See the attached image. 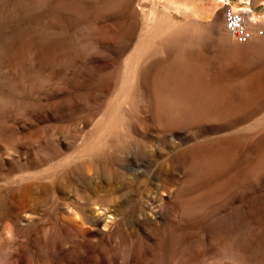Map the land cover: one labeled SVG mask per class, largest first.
<instances>
[{"label": "rangeland", "instance_id": "374dc122", "mask_svg": "<svg viewBox=\"0 0 264 264\" xmlns=\"http://www.w3.org/2000/svg\"><path fill=\"white\" fill-rule=\"evenodd\" d=\"M125 1L0 0V264H249L221 257L213 247L218 237L225 239L239 230L238 217L251 201L264 204V175L254 186L227 183L236 167L255 161L249 132H242L244 139L240 136L230 143L226 139L234 128L225 120L177 126L170 133L164 122L176 110L161 108L168 115L163 112L156 118L155 108L145 107L138 97L130 106L138 109H131L136 117L130 116L128 123L122 113L115 114L113 101L132 54L143 46L139 36L171 34L169 47L157 50L151 63L152 99L177 105L190 98L189 110H179L198 112L200 102L194 100L213 98L215 94L206 86L213 81L228 98L246 105L240 111L244 116L238 119L263 117L264 92L257 91H264V79L248 77L264 71V53L243 70L230 65L234 42H240L225 28L223 9L229 2L264 28V0H225V4L217 3L219 9L212 18H205L208 14L201 10L213 0ZM188 11L204 19L194 18ZM136 18L138 37L128 45L121 44L119 39L132 30L130 21ZM254 24L251 20L248 25ZM213 25L220 28L215 32ZM183 55L189 64H184ZM204 55L208 59L203 62L206 75L202 83L191 76L186 79L189 85L183 86L182 73L195 69V62ZM214 73L225 76L217 79ZM109 86L110 92L105 90ZM248 98L257 101H246ZM225 104L223 109H213L232 112L230 102ZM134 118L146 123V133L134 127ZM122 135L131 136L134 142L117 152L119 157L114 151L88 152V146ZM227 144L231 155L233 152L228 166L216 177L195 181L203 171L202 158L223 151ZM240 145L244 150L238 149ZM99 157L103 175L90 180L84 172L93 175ZM73 168L78 174L74 175ZM111 193H116V201H109ZM98 199L113 206L115 217L108 214L105 218L102 210L93 212ZM233 209L236 216H232ZM100 215L105 221H90ZM252 237L264 260V223L252 230Z\"/></svg>", "mask_w": 264, "mask_h": 264}, {"label": "bare ground", "instance_id": "6f19581e", "mask_svg": "<svg viewBox=\"0 0 264 264\" xmlns=\"http://www.w3.org/2000/svg\"><path fill=\"white\" fill-rule=\"evenodd\" d=\"M124 1V0H123ZM128 1V0H126ZM125 1V2H126ZM207 1V0H206ZM115 2V1H114ZM122 2V1H120ZM119 4V3H118ZM125 4H128V3H124L123 5ZM129 5V4H128ZM131 5V4H130ZM217 7V3H205L203 8H202V12L203 14H209L211 11L214 10V8ZM116 8V6H115ZM137 11V10H136ZM143 11V9H142ZM195 11V10H194ZM140 12V10H139ZM131 24H130V27L132 28V30H130V32L126 33L125 35L123 34L122 35V38H120V42L121 44L123 45H128V43L133 40L137 35H138V29H139V21L136 19L130 21ZM255 25V24H254ZM251 27V26H250ZM254 27V26H252ZM220 27H218V25H213L211 26V30L213 31H217ZM145 30V29H144ZM197 33V32H196ZM179 35V33H177ZM186 34V33H185ZM151 35V34H150ZM176 35V33L174 34ZM177 35V36H178ZM181 36L184 37V35L180 34ZM201 34H195L194 36H199ZM171 34H165L164 36H161V35H158V34H155L152 36H149L148 34H145V35H140L139 36V39L141 38V40H143V46H141V48L139 49H136V51L134 52V54H132V60H131V63L129 62L130 65H127L126 66V71L124 72V74L121 76V80L120 81V86L118 87V90H116L115 92V97H114V101H113V106L115 109V114L118 115V113H122L124 117L127 118V121L128 123L129 122V117L132 116L133 117H136V116H133L134 114H132L131 112V109L133 108H130V106L132 105L133 101H135L136 99H138V97L141 99V103L147 107V106H150V107H154L155 110H156V115L155 117L156 118H160L162 113L165 112V111H162V113L160 112V109L162 108H169V109H173V110H176V112H174L173 114L171 113V115L167 116V120H165L164 122V125L165 127H167L166 131L170 132V133H173L174 132V128L177 127V126H193V125H196L198 126V124L200 123H207V122H216V121H230L229 123L232 125V128H234L231 132V135L230 137H228V135L226 134V137L225 136L223 138L226 139V141H234V139L236 138H240V136L242 137L243 134L242 132L244 131H247L249 132L248 134V137H249V143H250V146L252 147V149H254L255 151V155H256V158H255V161L251 164H248V165H245V166H241V167H236L234 170H233V177L227 182L228 184H230V186L232 185H236V184H239V183H248V184H251V186L255 185L256 181L262 176L264 175V116L263 117H260V118H256V119H253V117H244L243 119L244 120H240L238 119L240 116H244V114H242L240 111L244 108L245 109V106L242 105V104H238L235 100L231 99V98H228L226 96V93L224 91H222L221 89H219L216 85H214L212 82H207L206 83V86H208L207 89H209V93L211 95H214L217 96H222L221 98H218V99H215L214 97L213 98H206V99H203V100H196L195 97H192L195 98L194 101H198L200 102V105L198 106V102L196 103L197 106H198V109L199 111L198 112H194V113H185L183 111H180L179 109L182 108L183 110H186L188 109L189 110V99L187 98H183L182 100H180V104H177V105H174V104H168L165 102V104H163V101L160 102L159 99H152V88L148 82V76L150 74V67L151 66V63L155 61V54H157V50H161V48L163 49V46H165L164 48H168L166 45H168V42H170V39H172L171 37ZM179 36V37H181ZM192 36V37H194ZM138 37V36H137ZM184 40H186L187 38H183ZM186 37V35H185ZM187 37H190L189 35ZM175 39V38H173ZM177 39V38H176ZM190 39H193V38H190ZM197 39V37H196ZM226 39V38H225ZM229 39V38H228ZM231 41H233V38L231 37L230 38ZM83 40V39H82ZM236 41V40H235ZM85 42V41H84ZM202 42V41H201ZM234 42V41H233ZM171 43V42H170ZM240 43H243V42H240ZM240 43H236L234 42L235 44V49L233 50L232 52V55H231V63L230 65H233L235 67V69L237 70H243L245 69L246 67H250L248 66L252 61L253 59L255 58H260L262 57L263 55V48H264V34L263 35H254L251 39H249L248 41H246L244 44H240ZM94 44V43H93ZM181 44V43H180ZM88 45V44H87ZM85 46V45H84ZM86 47V46H85ZM166 50V49H165ZM168 50V49H167ZM164 51V49H163ZM57 53V52H56ZM179 54V53H178ZM216 54V53H215ZM179 57L181 55H178ZM202 56V55H201ZM176 58V57H174ZM181 58H183V62L184 64H189V58L186 57V56H182ZM66 59V58H65ZM208 58L206 57V55H204L202 57V59L199 61H196L195 62V66H190L192 68H195V69H192V71H188L187 69L182 73V85L185 86V85H189L188 81H186L187 78L189 77H194V81L196 80V83L200 84L202 83L201 79H203V77L206 75V70H205V66H204V63ZM211 59V58H210ZM254 59V60H255ZM175 60V59H174ZM258 60V59H257ZM214 61H215V57H214ZM170 63V62H169ZM175 63V62H174ZM209 63V62H208ZM207 63V64H208ZM210 64V63H209ZM183 65V64H182ZM188 66V65H187ZM189 66V67H190ZM207 66V65H206ZM166 67V66H164ZM163 67V68H164ZM182 69V68H181ZM124 70V69H123ZM161 70V69H160ZM159 70V71H160ZM234 71V70H233ZM157 72V71H156ZM167 72V71H166ZM176 72V71H175ZM229 73V72H228ZM238 73V72H237ZM240 73V72H239ZM243 73V72H242ZM173 74V73H172ZM216 74V75H215ZM231 74V73H230ZM178 75V74H177ZM215 77L218 78H221V77H224V73H214ZM167 76V75H166ZM170 76V75H169ZM161 77L162 74H161ZM176 75L171 78H175ZM179 78V76H177ZM258 77L264 79V71L262 70V73H258V75H252V76H249L248 79L249 80H252L253 78H257ZM166 78V77H165ZM119 79V78H118ZM184 79V80H183ZM216 79V80H217ZM261 80V79H260ZM164 81V80H163ZM165 81H168L167 79ZM254 81V80H253ZM262 81V80H261ZM113 82V81H112ZM214 82H217V81H214ZM247 82V81H246ZM117 83V82H116ZM158 83V82H157ZM160 83V82H159ZM167 83V82H166ZM109 84V83H108ZM171 84V83H170ZM208 84V85H207ZM104 85V84H103ZM114 85V84H113ZM116 85V84H115ZM262 85V84H261ZM165 86V84H164ZM210 86V88H209ZM212 87V88H211ZM220 87V86H219ZM159 88V87H157ZM167 88V87H166ZM105 90H107L108 92L111 91V86L107 87ZM168 90H170L168 88ZM171 91V90H170ZM244 91H246L244 89ZM113 92V90H112ZM172 92V91H171ZM197 92V91H196ZM242 92V91H241ZM264 91H257V93H263ZM170 93V92H169ZM193 94V93H192ZM250 94V93H249ZM185 95H187L185 93ZM228 95V94H227ZM108 96V95H107ZM127 96V98H126ZM160 96V95H159ZM189 96V95H188ZM194 96H195V93H194ZM246 98V97H245ZM69 99V98H68ZM161 99V98H160ZM175 99V98H174ZM76 100V99H75ZM192 100V98H191ZM256 100V99H255ZM254 99H250L248 98V100L246 101H255ZM71 101V100H70ZM175 101V100H174ZM193 101V100H192ZM257 101V100H256ZM255 101V102H256ZM225 102H230V107L232 108V112H230L231 110H222V112H215V109L213 108H219V109H223L224 107H226V104L225 106L223 105ZM171 103V102H170ZM248 103V102H247ZM254 103V102H253ZM249 104V103H248ZM247 104V105H248ZM112 105V104H111ZM109 106V105H108ZM193 106H196V105H193ZM196 106V107H197ZM255 105H251V107H253ZM192 108V107H191ZM248 109H250L249 107H247ZM135 109V108H134ZM133 109V110H134ZM149 109V108H147ZM168 109V110H169ZM213 109L214 112H210L209 110ZM229 109V108H228ZM247 109V110H248ZM138 109H135V111H137ZM179 110V111H178ZM193 110V109H192ZM191 110V111H192ZM172 111V110H171ZM220 111V110H219ZM224 111V112H223ZM228 111V112H227ZM249 111V110H248ZM113 112V110H112ZM142 112V111H141ZM144 112V111H143ZM170 112V111H169ZM189 112V111H188ZM226 112V113H225ZM136 113V112H135ZM138 113H140L138 111ZM244 113V112H243ZM137 114V113H136ZM165 114L168 115V112ZM122 116V117H123ZM142 116V115H141ZM163 116V115H162ZM166 116V115H165ZM260 116V115H259ZM113 117V116H112ZM118 118V117H117ZM143 118V117H142ZM141 118V119H142ZM149 118V117H148ZM110 120V117L108 118ZM107 119V120H108ZM135 119V118H134ZM147 119V118H146ZM113 120V119H112ZM138 120V119H137ZM145 120V119H143ZM115 121V120H114ZM147 121V120H146ZM125 122V121H124ZM115 123V122H114ZM149 123V122H147ZM151 123V122H150ZM149 123V124H150ZM109 124V122H108ZM111 124V122H110ZM119 124V123H118ZM127 124V123H125ZM161 123H158L156 122V125L158 127H161L160 125ZM113 125V123H112ZM115 125V124H114ZM152 125V124H151ZM150 125V126H151ZM117 126V125H116ZM115 126V128H116ZM153 126V125H152ZM109 127V126H108ZM113 127V126H112ZM126 127V126H125ZM128 127V125H127ZM134 127L137 128V130L141 133H146L147 130L149 129V127L146 125L145 122H138L136 121L135 119V122H134ZM155 127V126H154ZM105 128V127H104ZM107 128V127H106ZM118 128V126H117ZM134 128V129H135ZM162 128V127H161ZM179 128V127H178ZM110 129V128H109ZM119 129V128H118ZM126 129V128H125ZM128 129V128H127ZM186 129V128H185ZM105 130V129H104ZM108 130V129H107ZM106 130V131H107ZM133 130V129H132ZM177 130V129H176ZM129 131V130H128ZM109 132H111L109 130ZM123 132H125V130H123ZM122 132V133H123ZM138 133V132H137ZM135 133V134H137ZM155 133V132H154ZM102 134V133H101ZM100 134V135H101ZM105 134V133H104ZM102 134V135H104ZM109 134V133H107ZM131 134V133H130ZM134 134V132H133ZM162 134V133H161ZM120 135V134H119ZM125 135V133H124ZM124 135H122V138H115V136H113V139L111 138V140L107 141V142H99L98 141V144H96V146H88L89 149H88V152L92 151V150H98L99 149V152H104V151H114L116 152H121V150H123L127 145H129L130 143H133L134 142V139L131 137V136H127L126 137H123ZM222 136V135H221ZM102 137V136H100ZM105 137V136H103ZM118 137V136H117ZM140 138V137H139ZM144 139V136L142 137ZM146 138V136H145ZM164 138V137H163ZM173 138V137H172ZM207 138V137H205ZM222 138V137H220ZM219 138V139H220ZM238 138V139H239ZM97 139V138H96ZM100 139V138H98ZM105 139V138H104ZM110 139V137L108 138ZM136 139V138H135ZM142 139V140H143ZM216 139V138H215ZM218 139V140H219ZM223 139V140H225ZM243 139H244V136H243ZM103 140V139H102ZM141 139H139L140 141ZM155 140V139H154ZM171 140V139H170ZM95 141V140H94ZM216 141V140H215ZM214 141V142H215ZM238 141V140H237ZM240 141V140H239ZM96 142V141H95ZM143 142V141H142ZM146 142V141H145ZM172 142V141H171ZM200 142V141H199ZM225 142V141H224ZM222 142V143H224ZM202 143V142H201ZM219 143V142H218ZM231 143V142H230ZM233 143V142H232ZM236 143V142H235ZM205 144V143H204ZM203 144V145H204ZM207 144V143H206ZM205 144V145H206ZM229 144V143H228ZM227 144L226 148L223 149V151H220L218 149V151H220L219 153H214L211 155H207L205 156L204 158H202L201 162H202V165H203V171L201 172V175H198V177H196V179H194V177L192 179H194L195 181L198 180V179H205L206 180L210 177H213L215 176L217 173L219 172H222L224 170V168L226 167V165L228 166V162L230 161V158L231 156H233V152H232V155H231V150L229 151V145ZM200 145V144H199ZM209 145V144H208ZM224 145V144H223ZM236 145V144H234ZM125 146V147H124ZM147 146V145H146ZM145 146V147H146ZM195 146V145H194ZM193 146V147H194ZM197 146V145H196ZM195 146V147H196ZM207 146V145H206ZM216 146V145H215ZM225 146V145H224ZM249 146V147H250ZM124 147V148H123ZM138 147V146H137ZM241 145L238 147V149L240 150L241 148ZM123 148V149H122ZM181 148V146H180ZM202 148V147H201ZM219 148V147H218ZM223 148V146H222ZM87 149V147H86ZM194 149V148H193ZM198 149V148H197ZM230 149H233V148H230ZM237 149V150H238ZM243 149V148H242ZM241 149V150H242ZM164 150V148H163ZM180 150V149H179ZM190 150V149H189ZM202 150V149H201ZM236 150V151H237ZM240 150V151H241ZM244 150V149H243ZM207 151V150H206ZM250 151V150H249ZM119 152V153H120ZM245 152V151H244ZM93 153V151H92ZM109 153V152H108ZM107 153V154H108ZM188 153V152H187ZM95 154V153H94ZM102 154V153H101ZM235 154V153H234ZM244 154V153H243ZM112 155V154H111ZM174 155V154H172ZM176 155V154H175ZM199 155V154H198ZM240 155H241V152H240ZM239 155V156H240ZM109 156V155H108ZM118 156V154H117ZM182 156V155H181ZM202 156V155H201ZM93 157V156H92ZM110 157V156H109ZM113 157V156H112ZM119 157V156H118ZM186 157V156H185ZM194 157V156H193ZM102 157H99L98 158H95V162H96V166H94L93 168H95V172L93 175H89V173L87 172H84V175L86 177H90V180L91 178L92 179H97L99 177H101L103 174H102V170H101V159ZM111 158V157H110ZM114 158V157H113ZM200 158V157H199ZM242 158V157H241ZM112 159V158H111ZM115 159H116V156H115ZM182 159V158H181ZM236 159V158H235ZM238 159V158H237ZM84 160V159H83ZM107 160V159H106ZM110 160V159H109ZM121 160V159H119ZM178 160V159H176ZM185 160V159H184ZM199 160V159H198ZM240 160V159H239ZM108 161V160H107ZM172 161V160H171ZM114 162V161H113ZM119 163V162H118ZM183 163L181 162V165ZM194 164V163H193ZM172 165V163H171ZM175 165V164H173ZM178 165V164H177ZM180 165V166H181ZM186 165V164H185ZM192 165V164H191ZM232 165V164H230ZM229 165V166H230ZM200 166V165H199ZM174 168V167H173ZM183 168V167H182ZM74 169V168H73ZM77 169V168H76ZM123 169V168H122ZM186 169V168H185ZM112 170V169H111ZM195 170V169H194ZM75 171V169H74ZM74 175L75 174H78L77 171H75ZM90 171V170H89ZM120 171V169H119ZM176 168H175V171L176 172ZM179 171V170H178ZM182 171V169H181ZM172 172V171H171ZM196 172V170H195ZM225 172V171H224ZM115 172H113L114 174ZM165 173V172H164ZM177 173V172H176ZM200 173V172H199ZM123 174V173H122ZM195 174V173H194ZM225 174V173H224ZM227 174V173H226ZM225 174V175H226ZM112 175V173H111ZM116 175V174H114ZM179 175V174H178ZM184 175V174H183ZM228 175V174H227ZM194 176V175H192ZM218 176V175H217ZM72 177V176H71ZM70 177V178H71ZM76 177V176H75ZM79 177V176H78ZM167 177V176H166ZM176 177V176H175ZM180 177V176H179ZM190 177V176H189ZM216 177V176H215ZM222 177V176H221ZM74 178V177H73ZM113 178V176H112ZM219 178V177H218ZM87 179V178H86ZM100 179V178H99ZM105 180V179H104ZM167 180H169L167 178ZM174 180V179H173ZM187 180V179H185ZM190 180V179H189ZM200 180V181H201ZM92 181H95V180H92ZM90 181V182H92ZM171 181V180H170ZM177 181V180H175ZM193 181V180H191ZM219 181V180H218ZM263 181V179H262ZM185 182V181H184ZM203 182V181H202ZM171 183V182H170ZM175 183V182H174ZM189 185L193 182H188ZM198 183V182H197ZM203 183H206L203 182ZM262 183V182H261ZM124 184V182H123ZM122 184V185H123ZM176 184V183H175ZM184 184V183H182ZM201 184V182H200ZM199 185V184H198ZM247 185V184H246ZM125 186V185H124ZM181 186V185H180ZM179 186V188H180ZM184 186V185H183ZM206 186V185H205ZM238 186V185H237ZM119 187V186H118ZM208 187V186H207ZM248 187V186H246ZM259 187V185H258ZM164 188V187H163ZM166 188V187H165ZM178 188V186L176 187ZM175 188V189H176ZM192 188V187H191ZM225 188V187H224ZM238 188V187H237ZM126 189V188H124ZM188 189V188H187ZM235 189V188H234ZM239 189H240V185H239ZM109 190H113V189H109ZM117 190V189H116ZM116 190H113V191H116ZM133 190V189H132ZM161 190V189H160ZM173 190V189H172ZM182 190V189H181ZM189 190V189H188ZM205 190V189H204ZM228 190V189H227ZM238 190V189H237ZM108 191V189H107ZM113 191H110V192H113ZM159 191V190H158ZM166 192L164 193H167V190H165ZM235 191V190H234ZM253 191V190H252ZM157 192V191H155ZM190 192V191H189ZM117 193V192H116ZM116 193H111V196L109 198V201H116L117 200V196L115 195ZM140 193V192H138ZM160 193V192H158ZM237 193V192H236ZM235 193V194H236ZM142 194V193H140ZM147 194V193H146ZM168 194V193H167ZM188 194V193H187ZM186 194V195H187ZM230 194V193H229ZM233 194V193H232ZM230 194V195H232ZM234 194V195H235ZM97 195V194H96ZM150 195L152 196V193H150ZM164 195V194H163ZM163 195H160L161 198H164ZM233 195V196H234ZM106 196V195H105ZM153 196H155L153 194ZM166 196V195H165ZM172 196V195H171ZM170 196V197H171ZM175 196V195H174ZM174 196H172L171 198H173ZM177 196H178V192H177ZM104 197V195H103ZM218 197V196H217ZM257 197V196H256ZM262 197V196H261ZM100 198V197H99ZM234 198V197H233ZM264 198V197H263ZM174 199V198H173ZM226 199V197H225ZM228 199L230 200V198L228 197ZM227 199V200H228ZM99 200V199H98ZM146 200V199H145ZM167 200V199H166ZM248 200V199H247ZM93 201V200H92ZM96 201V200H94ZM120 201V200H119ZM147 201V200H146ZM145 201V202H146ZM161 201V200H160ZM174 201V200H173ZM190 201V200H189ZM198 201V200H197ZM261 201V199H260ZM188 202V201H187ZM218 202V200H217ZM224 202V201H223ZM92 203V202H91ZM110 203V202H109ZM159 203V202H158ZM157 203V204H158ZM161 203V202H160ZM164 203V202H163ZM168 203V201H167ZM191 203V202H190ZM195 203V202H194ZM247 203V201H246ZM115 204V203H114ZM113 204V205H114ZM143 204V203H142ZM145 204V203H144ZM147 204V203H146ZM162 204V203H161ZM171 204V203H170ZM177 204V201L176 203H174V205ZM223 204V203H222ZM231 204V203H230ZM244 204V203H243ZM94 205H96V208L92 207L93 209V212L95 211H99V210H102L103 211V214H105V218L106 217H109L108 214H113L114 217H115V211L112 209L113 206H108V204L106 202H102V201H96L94 202ZM112 205V204H111ZM117 205V204H116ZM138 205V204H137ZM154 205V204H153ZM159 205V204H158ZM163 205V204H162ZM225 205V204H224ZM91 206V205H90ZM139 206V205H138ZM149 206V205H147ZM144 207V206H143ZM141 207V208H143ZM160 207V206H159ZM239 207V206H238ZM87 207H85L86 209ZM151 208V207H150ZM158 208V207H157ZM190 208V206H189ZM228 208V207H227ZM237 209V207H235ZM84 209V210H85ZM146 209V208H145ZM153 209V208H152ZM168 209V208H167ZM201 209V208H200ZM220 209V208H219ZM246 209V208H245ZM88 211V209H86ZM90 210V208H89ZM117 210V209H115ZM119 210V209H118ZM156 210V209H155ZM164 210V209H163ZM171 210V209H170ZM173 210V209H172ZM91 211V210H90ZM121 211H122V207H121ZM161 211V210H160ZM202 211V210H201ZM234 212V214H232V216L235 215V210L233 209L232 210ZM85 212V211H83ZM91 212V213H93ZM101 212V211H100ZM155 212V211H154ZM180 212V211H179ZM199 212V211H198ZM203 212V211H202ZM220 212V211H218ZM118 213V212H116ZM238 213V212H237ZM95 214V213H94ZM144 214V213H143ZM152 214V212H151ZM187 214V213H186ZM204 214V213H203ZM214 214V213H213ZM88 215V214H86ZM98 215V214H97ZM112 215V216H113ZM147 215V214H146ZM85 216V215H84ZM89 216V215H88ZM102 215L100 216H95L94 219L95 221H93V219H91L90 221L93 223V224H96V223H99V222H102V221H105L104 220V217ZM125 216V215H123ZM151 216V215H150ZM236 216V215H235ZM117 217V216H116ZM119 217H122L119 216ZM149 217V216H148ZM200 217V216H199ZM213 217V215L211 216ZM229 217H230V213H229ZM192 218V217H191ZM85 219V218H84ZM118 219V218H117ZM116 219V220H117ZM120 219V218H119ZM118 219V220H119ZM194 219V218H193ZM198 219V218H197ZM213 219V218H212ZM237 219V217H236ZM86 220V219H85ZM114 220V219H113ZM181 220V219H180ZM215 220V219H214ZM235 220V219H234ZM88 221V220H87ZM216 221V220H215ZM228 221V220H227ZM237 221H240L241 223V227L239 228V230L234 233V234H231L229 235L228 238H225V239H221L220 237H216L217 241H215V243L213 244V247L214 249L217 251L218 254H220V256L222 257H229V258H232V259H236L238 261H241L242 263H249V264H264V260L261 259V255L258 251V249L255 247L254 245V239L252 237V230L255 228V227H261L264 223V204H260L258 202L257 199H254L253 201H251L247 207V209L245 211H242L241 212V215L238 217V220ZM117 222V221H116ZM185 222V221H184ZM211 222V221H210ZM213 222V221H212ZM236 222V221H235ZM107 224V223H106ZM229 224V223H228ZM91 225V224H90ZM237 225V224H236ZM107 226V225H106ZM219 226V225H218ZM109 227V226H108ZM239 227V226H237ZM209 228V227H208ZM225 228V227H224ZM100 229V228H99ZM238 229V228H237ZM112 230V229H111ZM226 230V228H225ZM224 230V231H225ZM230 232H231V229L229 228ZM235 230V229H234ZM221 231V230H220ZM219 232V231H218ZM232 233V232H231ZM222 234V233H221ZM225 234V233H224ZM214 238V237H213ZM211 241V240H210ZM213 241V240H212ZM211 244V243H210ZM212 247V248H213ZM209 249L210 246H209ZM131 253V252H130ZM224 259V258H223ZM133 260V259H131ZM130 261V260H129ZM237 261V262H238ZM132 262V261H131Z\"/></svg>", "mask_w": 264, "mask_h": 264}, {"label": "built area", "instance_id": "2783aa9c", "mask_svg": "<svg viewBox=\"0 0 264 264\" xmlns=\"http://www.w3.org/2000/svg\"><path fill=\"white\" fill-rule=\"evenodd\" d=\"M223 17L225 28L232 34V36L238 42H246L254 35H263L264 28L257 24L256 20L249 15L247 11L242 9H236L226 3L223 9ZM254 21L255 27H250L248 24L250 21ZM231 25V27L229 26Z\"/></svg>", "mask_w": 264, "mask_h": 264}, {"label": "crops", "instance_id": "0c3cea01", "mask_svg": "<svg viewBox=\"0 0 264 264\" xmlns=\"http://www.w3.org/2000/svg\"><path fill=\"white\" fill-rule=\"evenodd\" d=\"M190 1L193 2V0H190ZM201 1H203V0H197V2H201ZM197 2H195V3H197ZM218 9H219V7H215L214 10L211 11L205 18H208V17L212 18V17H214L216 15ZM188 13L191 14L194 18H197V19L201 18V17L195 15L194 13H192L190 11H188ZM201 19H204V18H201Z\"/></svg>", "mask_w": 264, "mask_h": 264}, {"label": "snow or ice", "instance_id": "6c2138e0", "mask_svg": "<svg viewBox=\"0 0 264 264\" xmlns=\"http://www.w3.org/2000/svg\"><path fill=\"white\" fill-rule=\"evenodd\" d=\"M193 2H197V0H193ZM213 2L219 3V4H225V0H213ZM229 26L231 27V25Z\"/></svg>", "mask_w": 264, "mask_h": 264}]
</instances>
